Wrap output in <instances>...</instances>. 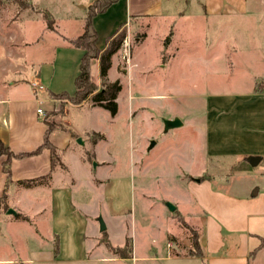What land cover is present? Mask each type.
<instances>
[{
    "label": "crops",
    "instance_id": "obj_1",
    "mask_svg": "<svg viewBox=\"0 0 264 264\" xmlns=\"http://www.w3.org/2000/svg\"><path fill=\"white\" fill-rule=\"evenodd\" d=\"M84 5L88 8V0ZM251 5L263 8L264 0H116L91 20L97 33L98 49H103L105 39L122 26L143 28L140 42L136 43V47L141 48L153 24L174 18L182 19L186 34L184 44L190 48V33L195 29L204 30L208 22L210 29L213 28V43L205 46L208 56L200 59V63L210 69H217L216 64L221 61L225 65L240 64L241 69L250 74L247 84L236 81L232 89L209 96L201 125L205 150L202 165L206 168L201 175L187 180L191 207L185 209L178 203L173 211L168 210V227L160 224L154 209L149 210V221L140 217L135 224L128 222L134 219L130 210L132 194H115L120 179H110L107 157L99 149L106 140L105 135L94 127L74 131L63 115L59 123L50 125L46 117L57 110L59 101L48 96L49 90L43 87L41 91H31L27 97L16 91V98L0 94V141L4 146L15 154L33 152L51 126L48 140L61 153V163L66 168L65 171L56 169L47 184L25 188L16 182L50 173L49 151L43 149L37 155L13 159L8 182L2 171L5 157H0V197L4 194L5 201L16 199L19 208L32 220L30 223L25 218L19 219L21 221L14 218L17 222L5 225L7 232L19 230L21 248L14 252L12 243L16 238L12 235L5 240L0 238L4 249L0 253V264H256L255 251H262L264 261V250L259 247L264 237V51L249 49L245 42L248 37L244 40L238 34L226 33L234 29L233 20L248 23L254 13H251ZM185 7L188 8L183 13L181 8ZM85 15L83 12L77 20L68 17L70 27L66 31L62 29L61 34L53 33L58 39L53 45L45 46L42 37L35 41L38 54L46 56L44 61L34 62L38 67L35 77L38 84L40 77L45 81L44 73L48 69L49 82L58 71H62V76H77L83 52L70 47L64 38L82 33ZM224 19L229 24L221 33L219 23ZM252 22L253 18L250 26ZM171 33L168 44L162 43L166 50L175 36L173 31ZM221 35L224 36L221 38ZM251 37L254 38L253 34ZM224 38L233 39L234 43L241 39L240 44L246 47L229 55V45ZM197 45L202 51V43ZM98 69L96 61L91 75L99 80ZM107 79L113 82L109 71ZM46 85L50 87L49 83ZM43 103L47 105L40 107ZM84 105L98 108L86 101L79 106L65 104L63 112L67 106ZM38 108L43 116L36 113ZM88 133L99 134L101 138L90 142L86 148L88 141L83 138ZM254 159L258 160L256 164H253ZM140 195L142 199L147 197ZM178 218L192 222L199 256L189 254L193 249L187 234L178 239L183 229L179 227ZM127 239L130 244L127 258L111 251V248H123Z\"/></svg>",
    "mask_w": 264,
    "mask_h": 264
},
{
    "label": "rangeland",
    "instance_id": "obj_2",
    "mask_svg": "<svg viewBox=\"0 0 264 264\" xmlns=\"http://www.w3.org/2000/svg\"><path fill=\"white\" fill-rule=\"evenodd\" d=\"M16 1H20L24 8L21 9ZM84 1L0 0L1 95L16 98V91L25 97L32 94L30 83L36 80L38 70L34 62L40 63L46 59V56L38 54L39 49L35 41L42 37L45 46L53 45L58 40L53 33L61 34L62 29L66 31L70 27L71 22H68L67 18L73 16L77 20L86 12ZM187 8H181V11L185 13ZM251 13L253 17L251 14L248 23L233 20L234 29H228L226 33L238 34L244 40L248 37L245 42L250 46L249 49L264 51V7L258 9L251 5ZM252 18L253 28L250 26ZM47 20L50 21L49 26L53 31H48ZM174 20L168 19L153 24L148 29L141 48H137L136 43L140 42L139 34L143 28L137 30L122 26L117 30L115 38L124 35V40L112 58L109 70L110 81H118L120 84L115 116L101 108L91 109L88 105L72 108L67 106L64 113L65 104L79 106L82 103L74 105L63 98L58 100L57 110L51 111L46 117L52 125L59 123L63 115L74 131H87L89 127H94L105 135L106 140L100 144L99 149L104 157H107L105 159L110 179H120L115 194H132L130 210L134 219L128 222L133 224L137 223L140 217L149 221V210L154 209L158 212L160 224L168 227L170 205L179 203L183 204L185 209L191 207L188 201L191 189L187 186V180L201 175L206 168L202 165L205 150L201 125L204 124L207 100L209 96L213 97L223 89H232L236 81L244 85L249 81L250 74L242 70L240 64L225 65L221 61L216 64L217 69H210L200 63V59L208 56L205 46L213 43V28L210 29L208 22L204 30L195 29L190 33L192 47L188 48L184 44L186 34L182 19ZM228 24L224 19L219 23L221 30H217L223 33ZM169 30L173 31L175 36L171 47L166 50L162 39L169 34ZM222 36L224 35H221V38ZM224 39L229 45V55L234 50L240 52L246 47L240 44L241 39H237L235 43L233 39ZM198 42L202 43V51L197 45ZM40 45L44 46L42 42ZM221 48L224 50V46L221 45ZM95 63L96 61L91 68ZM50 76L48 69L44 78L50 87L41 77L38 79L49 92L74 93L72 90L75 78L62 76V71H58L49 82ZM91 79L97 90H101L98 78L91 75ZM46 105L47 103H43L40 107ZM174 120H178L182 125L169 126L168 123ZM100 138L99 134L88 133L86 138H83L85 142L88 141L84 147H89L90 142L95 143ZM89 154L90 150L87 151L88 157ZM140 194H146V199H142ZM5 206L7 209L0 210V238L5 240L10 235L14 236L16 239L12 248L14 252H18V248H21L19 230L11 229L7 232L5 225L8 222H17L14 219L16 215L30 223L32 220L19 208L20 204H17L16 199H6ZM8 210H12L13 214H8ZM183 222L189 228H194L191 221L185 219ZM186 234L189 240L191 233L183 228L178 239ZM3 251L0 246V253ZM254 254L256 264H259V261L264 264L262 251H255ZM10 256L16 259L15 256Z\"/></svg>",
    "mask_w": 264,
    "mask_h": 264
},
{
    "label": "trees",
    "instance_id": "obj_3",
    "mask_svg": "<svg viewBox=\"0 0 264 264\" xmlns=\"http://www.w3.org/2000/svg\"><path fill=\"white\" fill-rule=\"evenodd\" d=\"M16 2L21 9L24 8V5H22L20 1ZM115 2L116 0H93L86 10V15L82 24V33L76 37L64 38V40L70 47L80 49L83 53L80 58L78 74L74 79V93L72 95H69L64 92L58 94L49 92L48 96L51 99L60 100L64 98L74 105H79L83 102L89 101L93 107L107 110L111 116H115V114L117 113L116 99L120 91V84L118 81L109 82L107 79V74L111 67V58L120 49L124 40V35H120L116 37V39L115 34L117 33V31L114 32L112 35L108 36L105 39L104 48L98 49L96 46L97 33L94 30L91 21L95 15L104 12L111 4ZM49 22L50 21L47 20V29L48 31H53L51 26H49ZM171 34L172 33L170 31L166 36L164 40L165 45L170 41ZM95 61H98V74L100 85L102 87L101 90H97V86L91 79V66ZM50 129L51 126H48L44 133L41 145L33 152L15 154L8 148H6L0 141V157H5V160L2 162V171L6 175L7 182L11 180L10 164L13 159H22L32 155H37L43 149H47L50 154V173H48L46 176L32 180L18 181L16 182V185L25 188H31L41 184H47L51 179V174L56 169L59 168L64 171L66 170L65 166L61 163V153L48 140ZM202 179L203 178H200L199 180ZM3 205L5 206L4 194H2V196L0 197V210L2 209V211L7 209L6 206L4 207ZM15 218L19 220L20 216L16 215ZM177 221L179 222L181 227L187 229L191 233L189 242L192 246L193 251H190L189 254L199 256L200 252L196 232L186 226L180 218H178ZM129 247L130 244L127 239L123 248H111V251L114 254L122 256L123 258H127ZM259 247L264 250V237L260 239Z\"/></svg>",
    "mask_w": 264,
    "mask_h": 264
},
{
    "label": "water",
    "instance_id": "obj_4",
    "mask_svg": "<svg viewBox=\"0 0 264 264\" xmlns=\"http://www.w3.org/2000/svg\"><path fill=\"white\" fill-rule=\"evenodd\" d=\"M168 125L171 126V127H179L181 125V123L178 120H174V121L169 122ZM257 162H258L257 159L253 160V164H256ZM169 209L171 211H173L174 207L170 205ZM8 214H13V211L12 210H8ZM103 228H104L103 225H101V229H103Z\"/></svg>",
    "mask_w": 264,
    "mask_h": 264
},
{
    "label": "built area",
    "instance_id": "obj_5",
    "mask_svg": "<svg viewBox=\"0 0 264 264\" xmlns=\"http://www.w3.org/2000/svg\"><path fill=\"white\" fill-rule=\"evenodd\" d=\"M30 85L32 86V89H33L34 92L43 90V86H41L40 84H38V82H36V81L31 82ZM36 113L39 116H43L44 115L43 112H42V110L40 108H38L36 110Z\"/></svg>",
    "mask_w": 264,
    "mask_h": 264
}]
</instances>
